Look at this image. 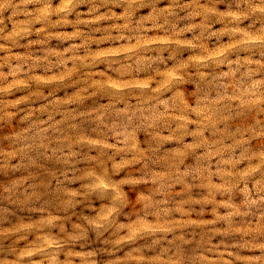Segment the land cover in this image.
<instances>
[{
	"label": "clouds",
	"instance_id": "9594fccd",
	"mask_svg": "<svg viewBox=\"0 0 264 264\" xmlns=\"http://www.w3.org/2000/svg\"><path fill=\"white\" fill-rule=\"evenodd\" d=\"M0 264H264V0H0Z\"/></svg>",
	"mask_w": 264,
	"mask_h": 264
}]
</instances>
